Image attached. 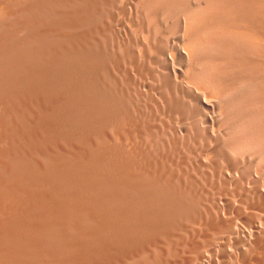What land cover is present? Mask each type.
<instances>
[{"label":"rangeland","instance_id":"1","mask_svg":"<svg viewBox=\"0 0 264 264\" xmlns=\"http://www.w3.org/2000/svg\"><path fill=\"white\" fill-rule=\"evenodd\" d=\"M8 3L0 93L25 91L44 124L38 132L57 156L58 146H75L132 178L116 194L123 190L122 202L115 195L109 201L112 212L106 204V237L119 245L136 228L140 240L149 239L139 241L141 257L118 264H264V0ZM202 100L212 105L206 111Z\"/></svg>","mask_w":264,"mask_h":264},{"label":"bare ground","instance_id":"2","mask_svg":"<svg viewBox=\"0 0 264 264\" xmlns=\"http://www.w3.org/2000/svg\"><path fill=\"white\" fill-rule=\"evenodd\" d=\"M22 1V0H21ZM161 1V0H160ZM165 1V0H164ZM182 1V0H181ZM13 3V2H12ZM168 3V2H167ZM69 4V3H68ZM200 4V3H199ZM166 5V4H164ZM215 5V4H214ZM251 5V4H250ZM248 5V6H250ZM256 5V4H255ZM262 5V4H261ZM42 6V5H41ZM136 6V5H135ZM163 6V5H162ZM192 6V5H191ZM154 7V6H153ZM263 7V6H262ZM159 8V6H158ZM186 8V7H185ZM47 9V8H46ZM155 10V9H154ZM160 10V9H159ZM237 10V9H236ZM248 10V9H247ZM37 11V10H36ZM83 11V10H82ZM158 11V10H157ZM191 11V7L190 10ZM240 11V9H239ZM251 12V10L249 9ZM118 12V11H117ZM234 12V11H233ZM183 13V12H182ZM236 13V12H235ZM40 14V12H39ZM91 14V13H90ZM184 14V13H183ZM13 15L8 0H0V22ZM216 15V14H215ZM234 15V14H233ZM238 15V14H237ZM162 16V15H161ZM256 16V15H255ZM73 18V17H72ZM9 19V18H8ZM65 19V18H64ZM120 19V18H119ZM126 19V18H125ZM219 19V16H218ZM222 19V18H221ZM249 19V18H247ZM257 19V18H256ZM61 20V19H60ZM158 20V19H157ZM163 20V19H162ZM186 20V19H185ZM196 20V19H195ZM236 20V19H235ZM59 21V20H58ZM90 21V20H89ZM124 21V20H123ZM192 21V20H191ZM53 23V22H52ZM124 23V22H123ZM218 23V21H217ZM247 23V22H246ZM27 24V23H26ZM158 24V23H157ZM156 24V25H157ZM243 24V23H241ZM202 25V23H201ZM238 25V24H237ZM248 25V24H247ZM264 26L263 24H261ZM221 26V25H220ZM239 26V25H238ZM97 27V26H96ZM159 27V26H157ZM185 27V26H184ZM47 28V27H46ZM202 28V27H201ZM33 29V28H32ZM142 29V28H141ZM158 29V28H157ZM243 29V28H242ZM245 29V28H244ZM243 29V30H244ZM247 29V28H246ZM62 30V29H61ZM96 30V29H95ZM233 30V29H232ZM240 30V29H239ZM259 30V29H258ZM261 30V29H260ZM121 31V30H120ZM211 32V31H210ZM264 32V31H263ZM201 33V32H200ZM23 34V33H22ZM67 34V33H66ZM121 34V33H120ZM244 34L248 35V33ZM240 34V35H244ZM252 34V33H250ZM248 35L257 40L256 34ZM260 35V34H259ZM69 36V35H68ZM123 37V36H122ZM231 37V36H230ZM234 37V36H233ZM244 37V36H243ZM52 39V38H51ZM57 39V38H56ZM209 39V38H208ZM55 40V39H54ZM203 40V39H202ZM210 40V39H209ZM219 41V40H218ZM229 41V40H228ZM241 41V40H240ZM243 41V40H242ZM245 41V40H244ZM243 41V42H244ZM259 41V40H258ZM258 41H255L258 43ZM47 42V41H46ZM55 42V41H54ZM53 42V43H54ZM130 42V41H129ZM154 42V41H153ZM247 42V41H246ZM254 42V41H252ZM261 41H259L260 43ZM245 43V42H244ZM248 43V42H247ZM264 43V42H263ZM65 44V43H63ZM239 44V43H238ZM130 45V44H129ZM138 45V44H137ZM19 46V45H18ZM61 47V46H60ZM65 47V46H64ZM16 48V46H15ZM59 48V47H58ZM143 48V47H142ZM248 48V47H246ZM256 48V47H255ZM254 48V49H255ZM14 49V48H13ZM250 49V48H249ZM259 49V48H258ZM2 50V49H1ZM18 52L20 51L17 49ZM168 51V50H167ZM222 51V50H221ZM255 51V50H254ZM262 51V48L261 50ZM32 52V51H31ZM185 54L188 52L184 51ZM202 52V51H201ZM256 52H259L256 50ZM64 53V52H63ZM150 53V52H149ZM161 54V53H160ZM222 54V53H220ZM258 55V53H256ZM261 54V53H260ZM7 55V54H6ZM65 55V54H64ZM70 56V55H69ZM169 56V55H168ZM189 56V55H188ZM201 56V55H200ZM5 57V55H4ZM141 57V56H140ZM150 57V56H149ZM218 57V53H217ZM237 57V56H236ZM92 58V57H91ZM159 58V57H158ZM187 58V57H186ZM227 58V57H226ZM19 59V58H18ZM21 59V58H20ZM58 59V58H57ZM190 59V57H188ZM37 60V59H36ZM169 60V59H168ZM172 60V59H171ZM202 60V59H201ZM236 60V59H235ZM17 61V60H16ZM40 61V60H39ZM201 63V62H199ZM207 63V62H206ZM1 64V63H0ZM8 63H5V65ZM18 64V63H17ZM38 64V63H37ZM194 64V62H193ZM198 64V63H197ZM200 65V64H199ZM197 65V66H199ZM204 65V64H203ZM264 65V64H263ZM3 66V64L1 65ZM11 66V65H10ZM208 63V67H209ZM207 67V68H208ZM212 67V66H211ZM4 68V67H3ZM173 68V67H172ZM199 68V67H198ZM206 68V67H205ZM253 68V67H251ZM12 69V68H11ZM14 69V68H13ZM141 69V68H140ZM1 73H2V69ZM175 70V68H174ZM173 70V71H174ZM192 70V69H191ZM198 70V69H197ZM201 70V69H200ZM248 70V69H247ZM15 71V70H14ZM193 71V70H192ZM207 71V70H206ZM249 71V70H248ZM7 72V71H6ZM10 72V71H9ZM12 72V70H11ZM184 73V72H183ZM23 74V73H22ZM34 74V73H33ZM176 78L178 76L177 73ZM182 74V72H181ZM199 74V73H198ZM197 74V75H198ZM254 74V73H253ZM186 74H184L185 76ZM189 75V74H188ZM191 75V74H190ZM207 75V74H206ZM11 76V75H10ZM25 76V75H24ZM33 76V75H32ZM7 77V76H6ZM15 77V76H14ZM85 77V76H84ZM194 77V76H193ZM199 77V76H198ZM17 78V77H16ZM19 78V77H18ZM28 79V78H27ZM94 79V78H93ZM209 79V78H208ZM207 79V81H208ZM211 79V78H210ZM31 80V79H30ZM178 80V79H177ZM199 80V79H197ZM204 80V79H203ZM245 80V79H244ZM2 81V80H0ZM4 81V80H3ZM2 81V82H3ZM15 81H17L15 79ZM25 81V80H24ZM90 81V80H89ZM196 81V80H195ZM218 81V80H217ZM27 82V81H25ZM142 82V81H141ZM192 82V81H191ZM246 82V81H245ZM9 83V82H8ZM7 83V84H8ZM20 83V81L18 82ZM22 83V82H21ZM33 83V82H31ZM200 83V82H199ZM198 83V84H199ZM211 83V82H210ZM6 84V83H5ZM206 84V83H205ZM2 85V83H1ZM0 85V86H1ZM32 85V84H31ZM30 85V86H31ZM8 86V85H7ZM33 86V85H32ZM3 87H5L3 85ZM26 87V86H25ZM34 87V86H33ZM192 87V86H191ZM212 87V86H211ZM27 88V87H26ZM58 88V87H57ZM71 88V87H70ZM3 89V88H2ZM29 89V88H28ZM33 89V88H32ZM189 89V88H188ZM196 89V87H195ZM223 89V88H222ZM4 90V89H3ZM30 90V89H29ZM28 90V91H29ZM85 90V89H84ZM204 90V89H203ZM209 90V89H207ZM213 90V89H211ZM37 91V90H36ZM197 90H194V92ZM210 91V90H209ZM214 91V90H213ZM220 89L218 90V92ZM254 91V90H253ZM84 92V91H83ZM212 92V91H211ZM39 93V92H38ZM75 93V92H74ZM33 94V93H32ZM183 94V93H182ZM41 95V94H40ZM157 95V94H156ZM30 96V95H29ZM198 96V95H197ZM206 96V95H205ZM218 97V94H217ZM16 99L20 103L16 102ZM43 98V97H41ZM170 98V97H169ZM26 93L21 87L0 93V264H118L125 259L141 257L138 230L131 229L127 240L119 245L106 237V204L120 190L128 186L127 174H112L104 162L97 161L80 148L61 149V155L40 136L44 127L25 102ZM35 99V98H34ZM82 100V99H81ZM145 100V99H144ZM198 100V99H197ZM40 101V100H39ZM45 101V100H44ZM203 101V100H202ZM205 111L212 105L205 100ZM36 102V101H35ZM43 102V101H42ZM46 102V101H45ZM116 102V101H115ZM191 102V101H190ZM48 104V103H47ZM163 104V103H162ZM259 104V103H258ZM132 105V104H131ZM250 105V104H249ZM43 106V105H42ZM47 106V105H46ZM165 106V105H164ZM48 107V106H47ZM97 107V106H96ZM201 107V108H202ZM33 108V107H32ZM219 108V107H218ZM259 108V107H258ZM31 111V113L28 111ZM45 109V107H44ZM98 109V108H97ZM101 109V108H100ZM135 109V108H134ZM244 109V108H243ZM43 110V109H42ZM122 110V109H121ZM139 110V109H138ZM220 109H218L219 111ZM36 111V110H35ZM39 111V110H38ZM143 111V110H142ZM215 111V110H214ZM37 112V111H36ZM35 112V113H36ZM46 112V111H45ZM148 112V111H147ZM81 113V112H80ZM103 113V112H102ZM109 113V112H108ZM242 113V112H240ZM43 114V113H42ZM73 114V113H72ZM128 114V113H127ZM132 114V113H131ZM141 114V113H140ZM152 114V113H151ZM221 114V113H220ZM89 115V113H88ZM137 115V114H136ZM165 115V114H164ZM215 115V114H214ZM120 116V115H119ZM126 116V115H125ZM141 116V115H140ZM220 116V115H219ZM232 116V115H231ZM237 116V115H236ZM262 116V115H261ZM221 117V116H220ZM45 118V116H44ZM50 118V117H49ZM118 118V117H117ZM120 118V117H119ZM163 118V117H162ZM179 118V117H177ZM219 118V117H217ZM39 119V120H38ZM60 119V118H59ZM202 119V118H201ZM212 119V118H211ZM262 119V118H261ZM43 120V118H42ZM49 120V119H48ZM126 120V119H125ZM131 120V119H130ZM139 120V119H138ZM206 121V120H205ZM213 121V120H212ZM42 122V123H41ZM126 122V121H125ZM132 122V121H131ZM214 122V121H213ZM220 122V121H219ZM49 123V122H48ZM124 123V122H123ZM218 123V122H217ZM226 123V122H225ZM133 124V123H132ZM121 125V124H120ZM51 126V125H50ZM90 126V125H89ZM131 126V124H130ZM134 126V125H133ZM218 126V124H217ZM204 127V126H203ZM213 127V126H212ZM49 128V127H48ZM53 128V127H52ZM131 128V127H130ZM44 128H42L43 130ZM128 129V128H127ZM54 130V129H53ZM135 130V129H134ZM116 131V130H115ZM137 131V130H136ZM212 131V130H211ZM54 132V131H53ZM133 132V130H132ZM43 133V132H42ZM101 133V132H100ZM121 133V132H120ZM46 134V133H45ZM183 134V132L181 133ZM213 134V132H212ZM211 134V135H212ZM48 135V134H47ZM138 135V134H137ZM122 136V135H121ZM215 136V134H213ZM120 137V136H119ZM167 137V136H166ZM169 137V136H168ZM94 138V137H93ZM100 138V137H99ZM141 139V138H140ZM184 139V137H183ZM15 140L25 143L37 153L32 156ZM56 140V139H55ZM212 140V139H211ZM58 141V140H57ZM67 141V140H66ZM229 141V140H228ZM19 142V143H20ZM105 142V140H104ZM122 142V141H121ZM139 142V141H138ZM137 142V143H138ZM212 142V141H211ZM53 143V141H52ZM50 143V144H52ZM183 143V142H182ZM54 144V143H53ZM81 144V143H80ZM119 144V143H118ZM19 145V144H18ZM58 145V143H57ZM138 145V144H137ZM157 145V144H156ZM213 145V144H212ZM26 147V148H27ZM54 147V146H53ZM132 147V146H131ZM210 147V146H209ZM222 147V146H221ZM130 148V147H129ZM225 148V147H224ZM55 149V148H54ZM120 149V148H119ZM132 149V148H131ZM125 150V149H124ZM127 150V149H126ZM220 150V149H219ZM153 151V150H152ZM249 151V150H248ZM30 152V151H29ZM58 153V152H57ZM236 153V152H235ZM156 154V153H155ZM123 155V154H122ZM96 156V155H95ZM102 156V155H101ZM43 157V158H41ZM48 159L47 163L42 159ZM130 157V156H129ZM225 157V156H224ZM246 157V156H245ZM261 157V156H260ZM206 159V158H204ZM221 159V158H220ZM205 161V160H204ZM20 162L22 167L12 166ZM109 162V161H108ZM162 162V161H161ZM223 162V161H222ZM116 163V162H115ZM224 164V163H223ZM226 164V163H225ZM118 165V164H117ZM145 165V164H144ZM192 165V164H191ZM138 166V165H137ZM142 166V165H141ZM171 166V165H170ZM118 167V166H117ZM120 168V167H119ZM123 168V167H122ZM133 168V167H132ZM147 168V167H146ZM166 168V167H165ZM173 168V167H172ZM157 169V168H156ZM124 170V169H123ZM205 170V169H204ZM228 170V168H227ZM135 171V170H134ZM132 171V172H134ZM125 173V171H123ZM145 172V171H144ZM203 172V171H202ZM219 172V171H218ZM122 173V172H121ZM127 173V172H126ZM159 173V172H158ZM213 173V172H212ZM221 173V172H220ZM236 173V172H235ZM147 174H149L147 172ZM257 174V173H256ZM133 175V174H132ZM136 175V174H135ZM143 175V174H142ZM144 176V175H143ZM157 176V175H156ZM214 176V175H213ZM235 176V175H234ZM155 177V176H154ZM184 177V176H183ZM160 178V177H159ZM214 178V177H213ZM136 179V177H135ZM187 179V178H186ZM178 180V179H177ZM201 180V179H200ZM133 181V180H132ZM183 182V181H182ZM132 183V182H131ZM137 183V182H136ZM178 183V182H177ZM229 183V182H228ZM249 183V182H248ZM139 184V183H138ZM175 184V183H174ZM213 184V183H212ZM232 184V183H231ZM250 185V184H249ZM132 187V185H130ZM178 186V185H177ZM150 187V186H149ZM195 187V186H194ZM200 187V186H199ZM255 187V186H254ZM133 188V187H132ZM247 188V187H246ZM168 189V188H167ZM123 190H125L123 188ZM123 190L121 191L120 197ZM128 190V189H127ZM131 190V189H130ZM129 190V191H130ZM134 189H132L133 191ZM155 190V189H154ZM176 190V189H175ZM166 192V191H164ZM168 192V191H167ZM174 192V191H173ZM181 192V191H180ZM201 192H203L201 190ZM205 192V191H204ZM129 193V192H127ZM130 193H133L130 191ZM129 193V195H131ZM135 193V191H134ZM133 193V194H134ZM170 193V192H169ZM198 193V192H197ZM218 193V192H217ZM132 194V195H133ZM176 194V193H175ZM233 194V193H232ZM245 194V193H244ZM256 194V193H255ZM166 195V194H162ZM168 195V194H167ZM235 195V194H234ZM257 195V194H256ZM192 196V195H191ZM220 196V195H219ZM120 197H116L117 200ZM254 197V196H253ZM119 198V199H118ZM123 198V197H122ZM125 198V197H124ZM127 198V197H126ZM183 198V197H182ZM192 198V197H191ZM222 198V197H221ZM240 198V197H239ZM138 199V198H137ZM169 199V198H168ZM184 199V198H183ZM127 200V199H126ZM129 200H131L129 198ZM221 200V199H220ZM237 200V199H236ZM254 200V199H253ZM122 200H119V202ZM186 201V200H185ZM188 201V200H187ZM128 202V201H127ZM130 202V201H129ZM134 202V201H133ZM138 202V201H137ZM142 202V201H141ZM140 202V203H141ZM170 202V201H169ZM177 202H179L177 200ZM181 202V200H180ZM209 202V201H208ZM253 202V201H252ZM113 203V202H112ZM202 203V202H201ZM204 203V202H203ZM111 204L116 211L120 207ZM134 204V203H133ZM175 204V203H174ZM185 204V203H184ZM234 204V203H233ZM179 205V204H178ZM181 205V204H180ZM189 205V204H188ZM218 205V204H217ZM200 206V204H199ZM135 207V206H134ZM146 207V206H144ZM189 207V206H187ZM153 208V207H152ZM179 208V206H178ZM182 208V207H181ZM194 208V207H193ZM211 208V207H210ZM222 208V207H221ZM235 208V207H234ZM108 209L109 204H108ZM108 209L106 211H108ZM202 209V208H201ZM127 209L125 208V211ZM135 210V209H134ZM166 210V209H165ZM180 210V209H179ZM150 211V210H149ZM185 211V210H184ZM205 211V210H204ZM253 211V210H252ZM112 212V211H110ZM114 212V214H115ZM127 212V211H126ZM163 212V211H162ZM183 212V211H182ZM188 212V211H187ZM194 212V211H193ZM191 212V213H193ZM206 212V211H205ZM222 212V211H221ZM254 212V211H253ZM144 213V212H143ZM142 213V214H143ZM196 213V212H195ZM194 213V214H195ZM261 213V212H259ZM128 214V213H127ZM145 214V213H144ZM149 214V213H147ZM185 214V213H184ZM183 215V214H182ZM189 215V214H188ZM263 215V214H262ZM113 216V215H112ZM140 216V215H139ZM115 217V216H114ZM119 217V216H118ZM117 217V218H118ZM196 217V216H195ZM113 218V217H112ZM121 218V217H120ZM124 219V218H123ZM128 219V218H127ZM135 219V218H134ZM114 221V219H113ZM124 221V220H123ZM122 221V222H123ZM128 221V220H127ZM126 221V222H127ZM138 221V220H137ZM164 221V220H163ZM204 222V221H203ZM202 223V221H201ZM260 223V222H259ZM124 224V223H123ZM204 224V223H203ZM207 224V223H206ZM116 227L115 223L113 225ZM119 226V225H118ZM184 226V225H183ZM197 226V225H196ZM200 226V225H199ZM204 226V225H203ZM188 227V226H187ZM208 227V226H207ZM119 228V227H118ZM127 228V227H126ZM199 228V227H197ZM113 229V228H112ZM123 229V228H120ZM156 230V228H154ZM196 229V228H195ZM261 229V228H259ZM125 230V229H124ZM194 230V229H192ZM217 230V229H216ZM120 231V230H119ZM211 231V230H210ZM230 231V230H229ZM108 232V231H107ZM121 232V231H120ZM142 232V231H140ZM161 232V231H160ZM181 232V231H180ZM196 232V231H195ZM231 232V231H230ZM229 232V233H230ZM112 233V232H111ZM119 233V232H118ZM184 234V233H183ZM186 234V233H185ZM203 234V233H202ZM115 235V234H114ZM175 235V233H174ZM187 235V234H186ZM208 235V234H207ZM206 235V236H207ZM117 236V235H116ZM164 236V235H163ZM162 236V237H163ZM182 236V235H181ZM189 236V234H188ZM195 236V235H194ZM228 236V235H227ZM256 236V235H255ZM145 237V236H144ZM168 237V235H167ZM185 237V236H184ZM237 237V236H236ZM111 238V237H110ZM125 238V237H124ZM146 238V237H145ZM160 238V237H159ZM173 238V237H172ZM195 238V237H194ZM122 239V238H121ZM153 239V238H151ZM157 239V238H156ZM161 239V238H160ZM170 239V238H169ZM187 239V238H186ZM199 239V238H198ZM262 239V238H261ZM158 240V239H157ZM209 240V239H208ZM224 240V239H223ZM231 240V239H230ZM255 240V239H254ZM188 241V240H187ZM186 241V242H187ZM192 241V240H190ZM151 242V240H150ZM155 242V238L153 239ZM158 242V241H156ZM162 242V241H161ZM174 242V241H173ZM142 243V242H141ZM144 243V242H143ZM147 243V242H146ZM190 243V242H189ZM127 245L125 248L121 245ZM152 244V242H151ZM167 244V243H166ZM186 244V243H185ZM191 244V243H190ZM205 244V243H204ZM233 244V243H232ZM145 245V244H143ZM148 245V244H147ZM156 245V244H155ZM161 245V244H160ZM181 245V244H180ZM206 245V244H205ZM151 246V245H150ZM149 246V247H150ZM153 246V245H152ZM194 246V245H193ZM243 246V245H242ZM146 247V246H145ZM178 247V246H177ZM180 247V246H179ZM178 247V248H179ZM188 247V246H187ZM186 247V248H187ZM245 247V246H243ZM148 248V247H147ZM196 248V247H195ZM206 248V247H205ZM154 249V248H152ZM180 249V248H179ZM192 249V248H191ZM168 250V249H167ZM187 250V249H186ZM246 250V249H245ZM165 251V250H163ZM173 251V250H172ZM185 251V250H184ZM188 251V250H187ZM247 251V250H246ZM158 252V250H157ZM161 252V251H160ZM196 252V251H194ZM202 252V251H201ZM206 252V251H205ZM204 252V253H205ZM261 252V251H260ZM151 253V252H150ZM156 253V252H155ZM149 254V253H148ZM185 254V253H184ZM189 254V253H188ZM202 254V253H201ZM207 254V253H206ZM247 254H249L247 252ZM158 255V254H157ZM163 255V254H162ZM142 256H147L143 255ZM151 255H149L150 257ZM155 256V255H153ZM191 256V255H190ZM254 256V255H253ZM175 257V256H174ZM187 257V256H186ZM262 257V256H261ZM162 258V257H161ZM160 258V259H161ZM168 258V257H167ZM191 258V257H190ZM155 259V257H154ZM157 259V258H156ZM169 259V258H168ZM149 260V258H148ZM175 260V259H173ZM172 260V261H173ZM206 260V259H205ZM204 260V261H205ZM156 261V260H155ZM176 261V260H175ZM193 261V260H192ZM233 261V260H232ZM130 262V261H129ZM138 262V261H137ZM147 262V261H146ZM225 262V261H223ZM149 263V262H147ZM152 263V262H151ZM170 264L163 260L161 263Z\"/></svg>","mask_w":264,"mask_h":264}]
</instances>
